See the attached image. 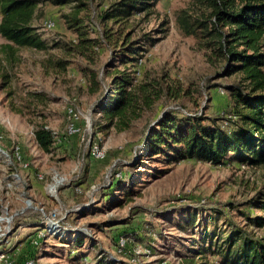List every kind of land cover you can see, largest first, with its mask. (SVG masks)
I'll return each mask as SVG.
<instances>
[{
  "label": "rangeland",
  "instance_id": "rangeland-1",
  "mask_svg": "<svg viewBox=\"0 0 264 264\" xmlns=\"http://www.w3.org/2000/svg\"><path fill=\"white\" fill-rule=\"evenodd\" d=\"M59 1L45 0L41 4L44 15L35 21L39 30L45 21L55 24L53 30L41 32L48 46L76 39L63 16L78 3L68 5ZM84 1L92 12L91 27L98 32L101 29L98 16L113 0ZM188 5L189 0H159L155 15L134 19L133 39L149 34L154 40L153 45L143 47L147 51L142 52L135 77L141 80L145 75L159 78L166 74L168 87L181 92L179 97L163 96L143 118L123 132L100 131L96 109L102 91L92 92L94 85L90 79L91 70L104 71L112 57L111 49L105 47L100 52L96 65L80 58L71 59V67L63 74L48 73L44 67L47 60L62 57L61 51L54 47L47 52L20 50L9 63L3 57L12 78L9 87L17 96L36 91L48 98L43 108L46 118L22 117L11 111L13 97L9 99L0 82V215L14 217L10 222L11 234L0 237V249L13 252L18 249L12 254L17 263L33 257L37 264H188V261L202 264L199 262L206 260V264H221L219 257L209 252L202 257L195 251L201 246L207 248L215 230L222 234L230 223L247 228L249 222L243 212L249 216L261 214L248 204L264 190L263 167L185 160L173 165H154L146 171L132 168L142 158L149 129L164 112L217 117L227 125L231 109L228 87L242 85L240 75L223 77L222 65L211 64L198 39L180 30L177 12ZM165 24L169 29L161 32ZM220 87L226 90L224 95L218 92ZM14 102L17 103L15 97ZM70 106L79 110L83 119L77 123L80 132L68 136ZM85 118L90 119V126ZM31 119L44 121L55 132L57 143L51 154H45L37 146ZM96 141L106 150L104 160L89 156L90 145ZM14 144L21 146L29 168L18 162L13 165L4 158L3 150L10 153ZM53 170L70 180V185L59 194V201L71 211L66 224L58 229L59 234L36 246L32 243L33 236L37 229L45 227L39 207L44 205L47 211L57 206V201L45 193V183L39 180V175L48 181ZM138 170L145 171V175L136 176ZM116 173L123 174L122 182L116 181ZM132 178L135 186L129 184ZM121 183L131 186V196L125 197L122 187L116 191ZM121 200L123 205L119 206ZM28 203L32 207L27 208ZM190 216H196L197 220L191 222ZM188 222L191 225L184 229ZM6 228L9 223L0 222V231ZM248 229L257 231L254 227ZM206 234L210 240L205 239ZM120 237L125 241L124 247L118 243ZM77 240H82L83 245L79 246Z\"/></svg>",
  "mask_w": 264,
  "mask_h": 264
},
{
  "label": "trees",
  "instance_id": "trees-1",
  "mask_svg": "<svg viewBox=\"0 0 264 264\" xmlns=\"http://www.w3.org/2000/svg\"><path fill=\"white\" fill-rule=\"evenodd\" d=\"M44 1L0 0V39L4 41L0 43V82L9 99L13 97L10 103L13 113L46 118L43 108L48 98L44 93L29 91L17 96L9 87L12 78L3 63L4 58L9 63L23 49L46 52L52 47L59 49L62 57L47 60L44 67L48 73L62 74L71 67V59L80 58L89 65H96L100 52L105 47L111 49L112 57L104 71H90L92 92L102 91L96 109L101 132L126 131L163 96L179 97L181 90L175 92L168 87L166 74L159 78L145 75L141 80L135 77L142 52L147 51L143 47L153 45L154 40L149 34L133 39L131 26L138 16L155 15L159 0H113L98 16L101 26L98 32L91 27L92 12L87 2L58 0L61 4L78 3L63 16L76 39L62 44L55 42L52 46L43 41L35 25L36 19L44 15L41 10ZM176 17L180 30L198 39L207 60L213 65H222L223 77L240 75L242 85L228 87L231 99L229 119L225 121L228 126L220 123L221 118L217 117L164 112L149 129L140 154L142 158L132 168L146 171L154 165H173L185 160L213 165L238 162L264 168V0H189L188 7L177 12ZM168 29L165 24L160 31ZM30 123L34 125V139L39 149L51 154L57 143L55 132L44 121L31 119ZM145 171L138 170L136 176L145 175ZM115 179L122 182L123 174ZM135 183L134 178L129 182L134 186ZM119 187L125 189V197L132 195L131 186L121 183L116 191H120ZM118 205H123L122 200ZM248 205L261 214L249 216L243 212L249 222L247 228L230 223L222 234L215 230L211 240L206 234L205 239L210 240L207 248L201 246L194 251L202 257L209 252L219 257L221 264H264V190H260ZM189 220L193 222L197 217L190 216ZM76 242L79 246L84 243L82 240ZM187 263L195 264L193 261Z\"/></svg>",
  "mask_w": 264,
  "mask_h": 264
},
{
  "label": "built area",
  "instance_id": "built-area-1",
  "mask_svg": "<svg viewBox=\"0 0 264 264\" xmlns=\"http://www.w3.org/2000/svg\"><path fill=\"white\" fill-rule=\"evenodd\" d=\"M54 28H55V24L53 22L45 21L40 28V32L50 31L53 30ZM218 91L221 95H224L226 93V90L221 87L219 88ZM67 112H68V124L66 127V135L71 136L78 134L80 132V128L77 126V123L78 121L83 119L81 112L75 109L74 106L68 107ZM85 121L87 126H90V119L85 118ZM3 152H4V158H6L13 165L18 162L20 163L21 166L25 168L30 167V164L26 162V160L24 159L22 148L19 144H14L10 153L7 152L6 150H3ZM89 156L92 159L98 161L104 160L106 158V150L101 145L100 141H96L90 145ZM115 176L116 178H118L121 176V174L116 173ZM14 179L15 178H13V180ZM39 180L45 183V187H44L45 193L50 198H53L57 201V206L47 211H45L44 205H41V207H39V210L44 218L43 224H45V227L37 229L33 236L34 239L32 240V243L36 246H41L42 243L46 242L45 240L48 238L56 237L59 234L58 229L62 225L66 224V219L71 211V210L68 211L65 208V206L59 201V194L61 193L62 189L70 185V180L67 176L56 170H53L52 174L50 175V179L48 181L45 179L44 176L41 175H39ZM76 191L79 193L81 192L80 188H77ZM30 206L31 204L28 203L27 208H30ZM12 220H14V217L8 218V217H4L3 214L0 215V222L6 221L9 223V228L0 231V237L1 236L7 237L9 234H11L10 222ZM0 243H2V239H0ZM118 243L121 247L125 246V241L123 240L122 237H120ZM16 251L19 250L16 249L13 252V250L8 251V250L0 249V264H37L34 258H28L21 263H17L12 256V254L13 253L15 254Z\"/></svg>",
  "mask_w": 264,
  "mask_h": 264
}]
</instances>
